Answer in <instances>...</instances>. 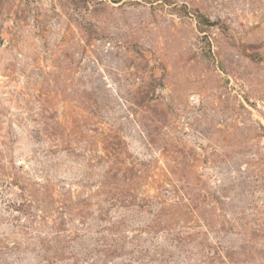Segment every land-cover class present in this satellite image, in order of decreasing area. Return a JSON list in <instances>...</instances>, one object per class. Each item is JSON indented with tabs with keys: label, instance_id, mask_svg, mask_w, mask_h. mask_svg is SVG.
I'll use <instances>...</instances> for the list:
<instances>
[{
	"label": "rangeland",
	"instance_id": "obj_1",
	"mask_svg": "<svg viewBox=\"0 0 264 264\" xmlns=\"http://www.w3.org/2000/svg\"><path fill=\"white\" fill-rule=\"evenodd\" d=\"M0 264H264V0H0Z\"/></svg>",
	"mask_w": 264,
	"mask_h": 264
}]
</instances>
